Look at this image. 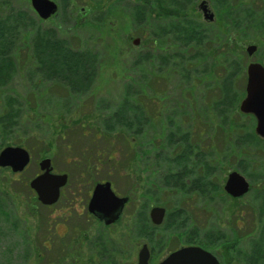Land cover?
<instances>
[{"label": "rangeland", "instance_id": "1", "mask_svg": "<svg viewBox=\"0 0 264 264\" xmlns=\"http://www.w3.org/2000/svg\"><path fill=\"white\" fill-rule=\"evenodd\" d=\"M52 1L59 16L43 22L30 0H0V152L32 157L23 173L0 167V264H138L145 243L151 264L185 246L264 264V139L240 111L249 63L264 65V0H206L217 25L203 0ZM48 32L91 53L81 89L45 71ZM47 157L69 175L50 208L30 187ZM234 171L251 187L241 199L225 191ZM88 178L130 197L116 225L78 212ZM153 207L167 211L161 226Z\"/></svg>", "mask_w": 264, "mask_h": 264}, {"label": "water", "instance_id": "2", "mask_svg": "<svg viewBox=\"0 0 264 264\" xmlns=\"http://www.w3.org/2000/svg\"><path fill=\"white\" fill-rule=\"evenodd\" d=\"M31 5L44 21L58 14V5L52 0H31ZM199 9L203 12L205 20L212 21L213 16L208 13L205 0L199 5ZM139 43L140 39L134 41L135 45ZM246 51L249 57H252L258 51V47L250 45ZM247 76V96L241 102L240 111L254 115L257 120L256 133L264 139V66L260 63H250L247 67ZM30 161L29 152L21 147L9 146L0 152V167L11 168L14 173L23 172ZM40 170L42 173L32 179L30 187L35 191L39 202L50 207L59 201L61 190L68 184L69 177L67 174H54L50 158L41 161ZM250 188L249 182L241 174L235 171L229 174L225 191L231 197L242 198L249 193ZM128 201L129 198L116 196L110 182L99 183L90 200L89 213L109 226L119 220ZM165 217L164 208L154 207L150 212V218L156 226L162 225ZM149 260V248L144 245L139 253L138 264H149ZM160 264H220V262L209 251L199 246H188L173 252Z\"/></svg>", "mask_w": 264, "mask_h": 264}, {"label": "trees", "instance_id": "3", "mask_svg": "<svg viewBox=\"0 0 264 264\" xmlns=\"http://www.w3.org/2000/svg\"><path fill=\"white\" fill-rule=\"evenodd\" d=\"M174 32L175 33H173V36H177L179 39H182L183 36L187 37V34L184 33V27L182 31H178V27L176 26V30H174ZM47 34L49 37L48 39L50 40V43H48L50 45V48L48 50L46 47H44L48 51V57L45 58L46 62L44 60L45 71L51 74H55L60 71L67 72L66 74L71 81V86L78 90L81 89V83L89 78L90 71L92 70V68L93 70L95 68L94 64L92 67L93 58L91 57V53L89 54L86 52H74L68 48L66 42L58 39L55 35H52L49 32ZM190 38L192 37L189 36V39ZM78 123H81V120H78ZM74 124L79 125L77 123ZM81 128L85 134L87 131L86 126H82ZM66 129L68 128L66 127ZM99 134L100 132L96 133L97 136H100ZM91 182H93L91 178H88L86 181V188L88 189L86 190V197L88 196V191H90L89 189L92 190L95 185V182Z\"/></svg>", "mask_w": 264, "mask_h": 264}, {"label": "flooded vegetation", "instance_id": "4", "mask_svg": "<svg viewBox=\"0 0 264 264\" xmlns=\"http://www.w3.org/2000/svg\"><path fill=\"white\" fill-rule=\"evenodd\" d=\"M124 1H128V0H110L108 3H107V5L108 4H111V5H113V4H117V3H120V2H124ZM149 1H152V0H146V2L147 3H149L150 4V2ZM156 1V3H157V5H158V3H159V1L160 0H155ZM155 1H153V3H155ZM206 1V0H205ZM207 2V9H208V13H210V15H212L213 16V19H212V21H206V22H208V23H210L211 25H217L216 23H217V16H216V13H215V11L212 9V7H211V5L209 4V2L208 1H206ZM202 3V2H201ZM200 3V4H201ZM198 10H200L199 8H198ZM201 11V10H200ZM84 12V11H83ZM202 12V11H201ZM165 13H163V15H164ZM202 14H203V12H202ZM162 15V16H163ZM203 17H204V14H203ZM80 19V18H79ZM82 21V20H81ZM222 30H223V32H225L224 31V28H221ZM97 138H99V136H97ZM87 185V184H86ZM86 185L85 186H83V189H82V194L86 197V190H87V188H86ZM85 187V188H84ZM112 188H113V185H112ZM93 189V188H92ZM90 191H88V195H89V193L92 191L93 192V190H91V189H89ZM92 192L90 193V198H91V196H92ZM120 197V196H119ZM124 198H129V201H128V203L125 205V208L122 210V212H126V210H127V206L130 204V201H131V199H130V197H128V196H123ZM123 197H121V198H123ZM90 201V200H89ZM89 204V203H88ZM143 212L144 211H146V210H142ZM152 211V209L150 210V212ZM69 212H73V211H71V210H69ZM78 212H90V210L88 209V206H87V208L86 209H81V210H78ZM150 212H149V220H150V222L152 223V220H151V218H150ZM89 216H91V218H93L94 220H97L99 223H101V224H103V222H101V221H99V219L97 218V217H94V215H92V214H90L89 213ZM146 244V243H145ZM144 244H142V246H143ZM146 245H148V244H146ZM149 247V246H148ZM181 248V247H180ZM180 248H178V249H180ZM177 249V250H178ZM177 250H174V251H177ZM149 251H150V258L152 259V253H151V249L149 248ZM173 251V252H174ZM172 253V252H171ZM170 253V254H171ZM139 254V253H138ZM151 261V260H150ZM151 264V263H150Z\"/></svg>", "mask_w": 264, "mask_h": 264}, {"label": "bare ground", "instance_id": "5", "mask_svg": "<svg viewBox=\"0 0 264 264\" xmlns=\"http://www.w3.org/2000/svg\"><path fill=\"white\" fill-rule=\"evenodd\" d=\"M178 23H179V22H178ZM178 25H179V24H178ZM183 27H184V25H182V26L180 27V31H182Z\"/></svg>", "mask_w": 264, "mask_h": 264}]
</instances>
